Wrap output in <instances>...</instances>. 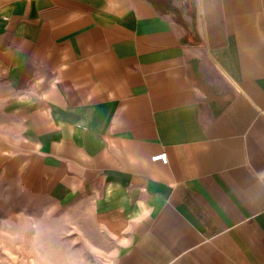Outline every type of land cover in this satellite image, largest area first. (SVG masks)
Returning a JSON list of instances; mask_svg holds the SVG:
<instances>
[{
    "label": "crops",
    "instance_id": "obj_1",
    "mask_svg": "<svg viewBox=\"0 0 264 264\" xmlns=\"http://www.w3.org/2000/svg\"><path fill=\"white\" fill-rule=\"evenodd\" d=\"M0 84L114 264H264V0H0Z\"/></svg>",
    "mask_w": 264,
    "mask_h": 264
},
{
    "label": "rangeland",
    "instance_id": "obj_2",
    "mask_svg": "<svg viewBox=\"0 0 264 264\" xmlns=\"http://www.w3.org/2000/svg\"><path fill=\"white\" fill-rule=\"evenodd\" d=\"M8 93L0 84V264H114L117 242L86 201L56 202L22 185L11 158L23 141Z\"/></svg>",
    "mask_w": 264,
    "mask_h": 264
},
{
    "label": "built area",
    "instance_id": "obj_3",
    "mask_svg": "<svg viewBox=\"0 0 264 264\" xmlns=\"http://www.w3.org/2000/svg\"><path fill=\"white\" fill-rule=\"evenodd\" d=\"M154 158H162L164 161H167L168 160L167 153H165V152L155 155Z\"/></svg>",
    "mask_w": 264,
    "mask_h": 264
}]
</instances>
